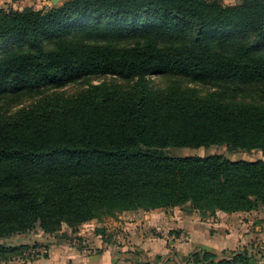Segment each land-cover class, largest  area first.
<instances>
[{
  "label": "trees",
  "instance_id": "obj_1",
  "mask_svg": "<svg viewBox=\"0 0 264 264\" xmlns=\"http://www.w3.org/2000/svg\"><path fill=\"white\" fill-rule=\"evenodd\" d=\"M75 98L0 109V238L100 215L184 207L204 215L264 208V161L222 154L177 157L173 148L226 146L264 155V0H65L0 8V103L93 76ZM219 87L204 99L159 94L148 77ZM170 233H180L173 231ZM44 247L47 245L43 244ZM28 245L0 243V264ZM247 250L191 255L197 264H250Z\"/></svg>",
  "mask_w": 264,
  "mask_h": 264
},
{
  "label": "crops",
  "instance_id": "obj_2",
  "mask_svg": "<svg viewBox=\"0 0 264 264\" xmlns=\"http://www.w3.org/2000/svg\"><path fill=\"white\" fill-rule=\"evenodd\" d=\"M51 2L0 0V8L40 9L51 6ZM178 209H140L118 214L111 224L101 231L96 230L99 237L96 247L79 250L54 246L51 264H197L191 261L195 252L209 251L226 256L244 250L249 253L250 264H264V209L237 213L217 211L214 215ZM162 231L184 232L188 239L172 241L164 238ZM91 236L89 233L86 237L94 240Z\"/></svg>",
  "mask_w": 264,
  "mask_h": 264
},
{
  "label": "rangeland",
  "instance_id": "obj_3",
  "mask_svg": "<svg viewBox=\"0 0 264 264\" xmlns=\"http://www.w3.org/2000/svg\"><path fill=\"white\" fill-rule=\"evenodd\" d=\"M224 2L229 5H235L239 4L241 0H224ZM148 81L152 90L159 94H182V96L185 97L204 99L216 96L221 92L219 87L204 85L198 82H193L190 79L180 77L151 75L148 77ZM103 84L113 90L127 91L132 88L134 81L120 79L110 75L93 76L75 83H70L62 88H46L42 90L40 94L36 95L28 94L24 91H14L12 93H8L7 99L1 101L0 109L8 113H16L46 99L75 98L86 93L92 85ZM224 100L229 102L264 104L263 98L252 94L245 96L240 95L237 97H225ZM211 154H222L232 160L264 161V155L260 150H231L226 146H211L199 149L173 148L169 151V155L177 157L208 156ZM178 208V210H182V208L184 209V207ZM116 217H118V215H116ZM114 218L115 217H110L108 215H100L99 219L89 220L80 224L63 223L59 230L55 233L45 232L40 226H36L28 232L17 233L7 238H0V243H4L6 245H28L29 249L27 253H31L29 256L26 255L25 258H16L3 264H51L52 249L54 246L58 245L75 247L79 250H85L87 246L96 247L95 243L98 242L99 239V237H96L97 231H101L103 227L111 224L114 221ZM240 219L243 218L240 217ZM225 220H230V218L225 217ZM89 230L90 232H88ZM84 231H87V234L84 233ZM164 232L169 231H162L161 235ZM89 233H91L92 238L94 237V240H89L88 237H86ZM43 244L47 245V247H44Z\"/></svg>",
  "mask_w": 264,
  "mask_h": 264
},
{
  "label": "built area",
  "instance_id": "obj_4",
  "mask_svg": "<svg viewBox=\"0 0 264 264\" xmlns=\"http://www.w3.org/2000/svg\"><path fill=\"white\" fill-rule=\"evenodd\" d=\"M162 236L166 239L172 240V241H179V242H185L187 241L188 237L186 233L180 232V233H170V232H164L162 233Z\"/></svg>",
  "mask_w": 264,
  "mask_h": 264
},
{
  "label": "water",
  "instance_id": "obj_5",
  "mask_svg": "<svg viewBox=\"0 0 264 264\" xmlns=\"http://www.w3.org/2000/svg\"><path fill=\"white\" fill-rule=\"evenodd\" d=\"M60 1V0H52V4H57V2Z\"/></svg>",
  "mask_w": 264,
  "mask_h": 264
}]
</instances>
